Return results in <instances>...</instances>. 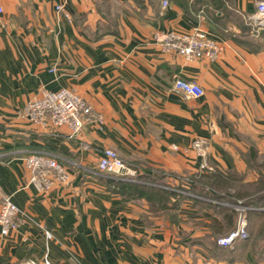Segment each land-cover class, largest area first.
<instances>
[{
    "label": "crops",
    "instance_id": "0c3cea01",
    "mask_svg": "<svg viewBox=\"0 0 264 264\" xmlns=\"http://www.w3.org/2000/svg\"><path fill=\"white\" fill-rule=\"evenodd\" d=\"M257 0H0V197L20 222L0 264H264V27ZM166 2V4H163ZM200 27L223 51L186 61L156 36ZM195 80L199 97L171 89ZM67 88L103 116L69 138L28 121L25 104ZM207 140V163L190 148ZM114 149L139 166L117 184L97 168ZM54 155L65 183L39 192L23 158ZM247 236L217 238L240 217Z\"/></svg>",
    "mask_w": 264,
    "mask_h": 264
},
{
    "label": "built area",
    "instance_id": "2783aa9c",
    "mask_svg": "<svg viewBox=\"0 0 264 264\" xmlns=\"http://www.w3.org/2000/svg\"><path fill=\"white\" fill-rule=\"evenodd\" d=\"M68 0H59L55 4L57 12H64ZM166 4V2H163ZM256 10L248 16L250 24L255 28L264 27V0H257ZM1 11V8H0ZM160 50L164 53H176L186 61L197 58L216 60L223 51V45L213 33L198 26L190 31L169 30L156 36ZM171 89L188 96L199 97L203 88L195 80L180 77L174 79ZM22 115L31 123L44 127L66 126L68 137L76 136L87 126H101L102 114L77 93L61 88L56 91L42 90L41 94L29 100ZM207 140L196 137L190 145L202 159L201 169H212L207 163ZM23 169L27 174V183L39 192L49 191L55 184L65 183L68 173L49 153L33 152L23 158ZM97 168L100 172L117 180H134L139 174V166L123 159L114 149L104 148L99 155ZM18 208L11 199V194L3 193L0 197L1 234L6 235L19 224ZM247 236L246 222L240 217L235 229L217 238L216 242L225 247H231L235 240Z\"/></svg>",
    "mask_w": 264,
    "mask_h": 264
},
{
    "label": "trees",
    "instance_id": "16d2710c",
    "mask_svg": "<svg viewBox=\"0 0 264 264\" xmlns=\"http://www.w3.org/2000/svg\"><path fill=\"white\" fill-rule=\"evenodd\" d=\"M115 183L117 184H121L123 182V180H113Z\"/></svg>",
    "mask_w": 264,
    "mask_h": 264
}]
</instances>
